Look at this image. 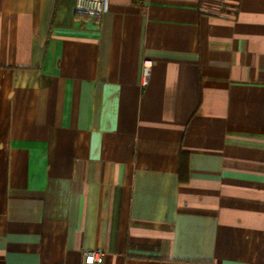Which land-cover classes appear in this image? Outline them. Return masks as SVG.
Here are the masks:
<instances>
[{
    "label": "crops",
    "instance_id": "obj_1",
    "mask_svg": "<svg viewBox=\"0 0 264 264\" xmlns=\"http://www.w3.org/2000/svg\"><path fill=\"white\" fill-rule=\"evenodd\" d=\"M96 248L264 264V0H0V264Z\"/></svg>",
    "mask_w": 264,
    "mask_h": 264
},
{
    "label": "built area",
    "instance_id": "obj_2",
    "mask_svg": "<svg viewBox=\"0 0 264 264\" xmlns=\"http://www.w3.org/2000/svg\"><path fill=\"white\" fill-rule=\"evenodd\" d=\"M140 2H148L149 0H133ZM110 9V0H75V10L79 14L100 17ZM152 61L145 59L142 68V80L147 84L152 74ZM104 251L99 248L87 250L85 253V261L88 264H103Z\"/></svg>",
    "mask_w": 264,
    "mask_h": 264
},
{
    "label": "trees",
    "instance_id": "obj_3",
    "mask_svg": "<svg viewBox=\"0 0 264 264\" xmlns=\"http://www.w3.org/2000/svg\"><path fill=\"white\" fill-rule=\"evenodd\" d=\"M184 169H185V166H184V164H183V162H182V165H181V172H182V179L184 178V176H183V171H184Z\"/></svg>",
    "mask_w": 264,
    "mask_h": 264
}]
</instances>
